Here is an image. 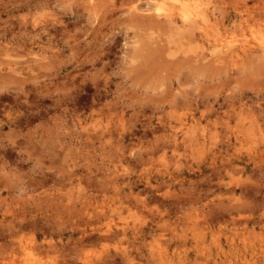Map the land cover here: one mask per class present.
Returning a JSON list of instances; mask_svg holds the SVG:
<instances>
[{
  "label": "clouds",
  "instance_id": "9594fccd",
  "mask_svg": "<svg viewBox=\"0 0 264 264\" xmlns=\"http://www.w3.org/2000/svg\"><path fill=\"white\" fill-rule=\"evenodd\" d=\"M0 264H264V0H0Z\"/></svg>",
  "mask_w": 264,
  "mask_h": 264
}]
</instances>
